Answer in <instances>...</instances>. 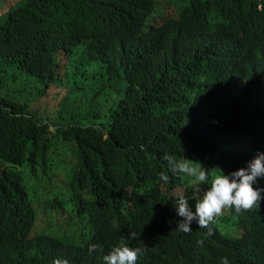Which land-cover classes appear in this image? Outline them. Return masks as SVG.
Instances as JSON below:
<instances>
[{"label": "trees", "instance_id": "trees-1", "mask_svg": "<svg viewBox=\"0 0 264 264\" xmlns=\"http://www.w3.org/2000/svg\"><path fill=\"white\" fill-rule=\"evenodd\" d=\"M162 1L0 0V264L120 243L141 264H264V192L183 232L170 198L193 182L159 178L164 153L228 172L264 151V0ZM11 78L45 85L21 100Z\"/></svg>", "mask_w": 264, "mask_h": 264}, {"label": "clouds", "instance_id": "clouds-1", "mask_svg": "<svg viewBox=\"0 0 264 264\" xmlns=\"http://www.w3.org/2000/svg\"><path fill=\"white\" fill-rule=\"evenodd\" d=\"M160 65L161 60L158 62V66ZM163 159L167 161V172L159 173L161 181L167 182L170 172L173 176L189 177L193 182L190 194L177 192L170 198L175 212L174 228L177 231H191L190 225L193 222L200 228H205L215 217L222 215L224 209L233 208L236 212L251 209L258 204L264 192V187L253 186L258 180L264 179V151H258L244 166L228 172L221 167L212 171L201 162L195 163L190 158L174 159L167 153L163 154ZM189 200L194 203L190 204ZM95 248V244L89 245V252ZM141 253L142 248L139 246L131 247L120 243L107 253L101 251L102 255L97 254V257L102 259L103 264H136L138 254Z\"/></svg>", "mask_w": 264, "mask_h": 264}, {"label": "rangeland", "instance_id": "rangeland-1", "mask_svg": "<svg viewBox=\"0 0 264 264\" xmlns=\"http://www.w3.org/2000/svg\"><path fill=\"white\" fill-rule=\"evenodd\" d=\"M167 4H168V2L166 0L162 1V6H166ZM77 52H78V54H80L81 48H79L77 50ZM11 79H13V78H11ZM23 82L19 79H16V80L13 79L12 82L10 83V86L12 87L13 91L19 90L14 95H15V97H17L21 100H22V95L24 96L25 99H28V97H30L31 100L34 99L35 96L37 95L38 89L42 88L45 85L44 83H40L36 80H31L32 87L30 88L28 86V88L25 89V86H23V84H22ZM21 89H23V90L21 91ZM49 90H50L49 91L50 95L48 96L46 101L41 103L40 105H50L52 108H56L58 106V103H59L60 95H62L63 93L65 94V89L64 88H58L59 91H57L56 89H49ZM52 129H54V128H52ZM59 168L60 167H57L56 169H59ZM44 217H46L45 213L41 211L39 214V217L37 219V222H36V225L38 228L45 226ZM79 224L81 227H84V229L86 230V227L83 224H81V223H79ZM71 229L72 228L65 227V228L61 229V233H68L71 231Z\"/></svg>", "mask_w": 264, "mask_h": 264}, {"label": "bare ground", "instance_id": "bare-ground-1", "mask_svg": "<svg viewBox=\"0 0 264 264\" xmlns=\"http://www.w3.org/2000/svg\"><path fill=\"white\" fill-rule=\"evenodd\" d=\"M148 213H149V214H152L151 211L148 212ZM95 224H96V225H99V224H100V220H95ZM220 230L223 232V231L225 230V228H221ZM85 231L87 232V235H86L87 239L90 240V239L93 237V235H92V233H91V229H90V227L88 226V227L86 228ZM136 236H137V235H136ZM136 236H135V237H136ZM135 237H134V238H135ZM78 241L82 242L81 240H78ZM79 250H80L83 254H86V256H87V260H88V263H89V264H96L97 261L99 260V258H98L97 260L90 261L89 258H90L92 255H96V254H100V255H102V254H101V248L98 247V246H96V248H95L92 252H89V247L86 246V245H84L83 247L79 248ZM53 255H55V254H53ZM46 258H47L48 261L51 262V259H52L51 256L47 255ZM136 264H141V263H140L139 260H136Z\"/></svg>", "mask_w": 264, "mask_h": 264}]
</instances>
